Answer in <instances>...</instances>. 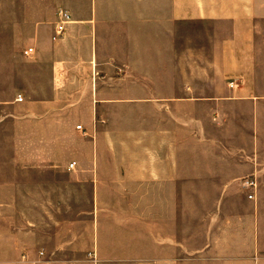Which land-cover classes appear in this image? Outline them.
<instances>
[{"label":"crops","instance_id":"1","mask_svg":"<svg viewBox=\"0 0 264 264\" xmlns=\"http://www.w3.org/2000/svg\"><path fill=\"white\" fill-rule=\"evenodd\" d=\"M11 3L0 1L1 24L9 22L5 16ZM54 3L59 13L45 20L38 13L40 0H14L17 26L0 30V264L25 262V247L30 246L25 234L32 232L34 242L39 240L42 207H48L42 199L70 195L42 192V173L91 184L93 202L87 213L93 214L96 246L104 242L113 248L102 262L135 261L114 253L121 216L135 213L132 223L144 224L134 235L129 232L144 242L139 262L264 264V0ZM64 11L71 19L63 37L54 41ZM186 22L224 26L219 35L224 75L234 81L219 95L147 98L144 158L134 164L141 174L131 170V161L123 166L116 158L105 161L99 122L105 117L103 72L120 85L117 74L122 70L152 72L158 63L166 69L174 55L170 49L179 50L173 41ZM26 24L32 39L28 47L15 38ZM155 25L160 31L154 32ZM121 38L123 44L118 43ZM156 38L166 46L162 41L154 46ZM29 48L34 52L26 54ZM154 50L162 51L156 55ZM109 101L120 106L122 100ZM106 169H112L108 179ZM122 177L138 182L123 198ZM245 178L257 181L255 199L241 186ZM101 182L109 189H102ZM122 199L134 204L122 207ZM34 256L33 264L73 263Z\"/></svg>","mask_w":264,"mask_h":264},{"label":"rangeland","instance_id":"2","mask_svg":"<svg viewBox=\"0 0 264 264\" xmlns=\"http://www.w3.org/2000/svg\"><path fill=\"white\" fill-rule=\"evenodd\" d=\"M54 1L40 0L41 10L38 13L42 19L53 18L55 11L59 13L61 8L53 5L55 4ZM9 2L12 3L5 16V18L9 19V22L8 24H1L0 22V30L3 26L5 29L11 31L17 26L13 20L18 8L12 6L14 0H9ZM62 13L60 12V14ZM1 14L0 7V18ZM59 23L60 20L56 24V30L52 37L54 41L62 38L64 35V32L58 33ZM155 26L158 27L154 29V32L155 30H159V25ZM19 30L21 34L19 38L15 37L16 40L18 39V42H21L26 47L31 46L32 39L30 38L29 26L27 24L23 25ZM225 31L226 29L223 25L215 26L202 22H186L184 28L179 29L182 35L173 41L174 47H178L179 50L170 49V52L173 51L174 55H170V64L166 69H162L158 63L153 64L152 72L150 70H122L117 74L120 78V85L117 84L118 80L113 81L109 79L110 76L107 74L110 72L107 74L103 72V78L101 77L102 80H100V96L104 100L102 110L105 113V117L99 118L100 125H103L104 128V132L101 135L102 159L107 161L108 159L116 158L117 162L122 166L131 161V170L138 171L141 174L142 170H139L134 164L136 160L144 158L145 101L147 98L163 94L197 96L224 94L226 86L231 81H234V79L226 78L224 75L225 59L222 57L223 36L219 35H224ZM154 35L158 34L154 33ZM160 41L166 46L165 40L159 38L154 39V46L159 45ZM119 42L123 44L125 39L121 38ZM170 47L172 48V46ZM161 51L154 50L156 55H159ZM176 52L178 55H176ZM121 58H124V55ZM148 83H152V86L147 85ZM163 83H167L168 85H161ZM117 97L122 100L120 106L114 105L112 101H109ZM114 110H119L120 115L114 117ZM114 143L116 144L115 152L112 150ZM104 174L106 179H108L112 175V169L111 172L109 169L104 170ZM121 179L122 182L119 190H121L122 198L126 190L138 188V182L131 180V178L129 181L125 177ZM105 183L101 182L102 189L108 190L109 188ZM108 185L112 186L111 183ZM41 190L42 192H52L54 194L67 192L70 195L60 199L57 197L42 199V205L44 203L48 207H42L40 233L36 235V238H39V240L34 242L32 232L25 234L26 243H30V246L25 247L26 259L23 264H33L31 261L35 257V254L44 255L46 258L48 256H57L58 259L72 261V264H110L102 262V260H106L110 255L112 256L113 248L104 242L100 243L99 247L96 246V229L92 223L93 214L87 213L92 209L93 202V199L90 197L93 191L91 184L75 183L63 175L56 176L42 173ZM86 193H88L89 197L86 196ZM72 195L76 197L72 198ZM128 203L129 205H133L134 200H121L122 207ZM68 208H71L72 211L66 212ZM80 208L85 209L80 210ZM82 211L84 212L81 213ZM136 215L135 213H130L121 216L122 223L120 229L122 232L118 240L120 244L115 247L114 251L115 255L120 254L118 258H133L135 261H121L119 264H145L144 262L137 261L140 258L143 259L145 256L146 250L143 240H136L129 236V232L131 235H134L137 228L141 229L139 225L142 224V228H144L143 221L132 223L135 219L132 221L131 218H134ZM138 215H140L137 216L138 218L144 220L142 214ZM30 217L32 216L30 215ZM68 221H72L73 223L69 226ZM82 221H84L83 224H81ZM111 224L107 225V230L110 232L113 230ZM50 225L53 227L50 228ZM69 241L72 243L70 244ZM28 255L31 256L30 259H28ZM83 260H85V263L75 262Z\"/></svg>","mask_w":264,"mask_h":264},{"label":"built area","instance_id":"3","mask_svg":"<svg viewBox=\"0 0 264 264\" xmlns=\"http://www.w3.org/2000/svg\"><path fill=\"white\" fill-rule=\"evenodd\" d=\"M71 19V16L67 13V12H63L61 14V21L58 25V33H62L64 31L65 25L66 23H68ZM34 52V48H30L28 49V51H26V54H30ZM20 100H22V97H19ZM74 165V164H73ZM242 186L244 189L251 191L249 194V198L252 199L255 197V190L257 189V181L255 180V178H245L242 182Z\"/></svg>","mask_w":264,"mask_h":264}]
</instances>
